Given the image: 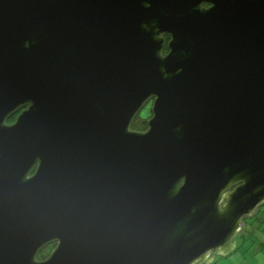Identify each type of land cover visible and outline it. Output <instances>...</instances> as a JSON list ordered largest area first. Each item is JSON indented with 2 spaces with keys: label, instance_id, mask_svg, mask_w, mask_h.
Listing matches in <instances>:
<instances>
[{
  "label": "water",
  "instance_id": "1",
  "mask_svg": "<svg viewBox=\"0 0 264 264\" xmlns=\"http://www.w3.org/2000/svg\"><path fill=\"white\" fill-rule=\"evenodd\" d=\"M263 203L264 0H0V264H212Z\"/></svg>",
  "mask_w": 264,
  "mask_h": 264
},
{
  "label": "rangeland",
  "instance_id": "2",
  "mask_svg": "<svg viewBox=\"0 0 264 264\" xmlns=\"http://www.w3.org/2000/svg\"><path fill=\"white\" fill-rule=\"evenodd\" d=\"M153 102H148L136 117L132 130L145 131L146 123L152 114ZM258 211V212H257ZM255 211L250 217L243 220L240 233L236 236V249L228 256L215 255L212 264H264V206ZM43 251L39 254V259H45L49 253Z\"/></svg>",
  "mask_w": 264,
  "mask_h": 264
},
{
  "label": "flooded vegetation",
  "instance_id": "3",
  "mask_svg": "<svg viewBox=\"0 0 264 264\" xmlns=\"http://www.w3.org/2000/svg\"><path fill=\"white\" fill-rule=\"evenodd\" d=\"M206 7H210L211 5L210 4H206L205 5ZM165 38H166V42H167V44H166V48H165V50H164V55H167L168 54V52H169V49H168V42H169V40H170V36L169 35H165ZM19 113H20V111L16 114V117L13 119V121H9L8 120V124H13L15 121H16V119H17V116L19 115ZM146 125H147V123H146ZM145 130H147V127L145 128ZM261 206H264V203L261 205ZM260 206V207H261ZM260 207L259 208H257L258 210L260 209ZM257 211V210H256ZM258 212V211H257ZM55 246H56V244H51V245H49L48 247H46L45 249H47V250H49V254H48V256L50 255V253L52 252V250L55 248ZM44 249V250H45Z\"/></svg>",
  "mask_w": 264,
  "mask_h": 264
},
{
  "label": "trees",
  "instance_id": "4",
  "mask_svg": "<svg viewBox=\"0 0 264 264\" xmlns=\"http://www.w3.org/2000/svg\"><path fill=\"white\" fill-rule=\"evenodd\" d=\"M16 117V114L14 115V116H12L10 119H9V121H13V119ZM44 253H49V250H47V249H45V250H43V253H42V255H41V258H42V256H43V254ZM45 255V254H44ZM46 256V255H45ZM46 258H47V256H46Z\"/></svg>",
  "mask_w": 264,
  "mask_h": 264
}]
</instances>
